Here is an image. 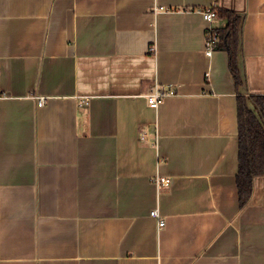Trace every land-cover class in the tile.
I'll return each instance as SVG.
<instances>
[{"label":"crops","instance_id":"1","mask_svg":"<svg viewBox=\"0 0 264 264\" xmlns=\"http://www.w3.org/2000/svg\"><path fill=\"white\" fill-rule=\"evenodd\" d=\"M212 4L242 18L239 93L264 94V0H0V264H264Z\"/></svg>","mask_w":264,"mask_h":264},{"label":"trees","instance_id":"2","mask_svg":"<svg viewBox=\"0 0 264 264\" xmlns=\"http://www.w3.org/2000/svg\"><path fill=\"white\" fill-rule=\"evenodd\" d=\"M217 19L225 25L216 28L218 42L215 49L226 52L229 73L236 89L237 113V173L235 185L240 209L253 193L255 178L264 177V94H240L243 81L237 60L242 18L240 15L215 7Z\"/></svg>","mask_w":264,"mask_h":264},{"label":"built area","instance_id":"3","mask_svg":"<svg viewBox=\"0 0 264 264\" xmlns=\"http://www.w3.org/2000/svg\"><path fill=\"white\" fill-rule=\"evenodd\" d=\"M216 2V1H215ZM215 5L212 4L205 9L199 10L203 21L206 23L205 28V54L207 57H211L215 50V46L218 42V33L216 27L214 26V21L216 20L217 14L214 10ZM156 11H165L164 8L159 7ZM174 94L173 90H168L167 88H160L154 86L153 89L146 95V100L148 106L152 109H156L159 104L167 97ZM86 98L83 99L82 103L86 104ZM38 105H43V100L39 99ZM153 184L157 189L167 188L171 185V178L166 176L157 175L153 178ZM150 216L157 221L158 229L164 227L165 223L161 218L158 209H153L150 212Z\"/></svg>","mask_w":264,"mask_h":264}]
</instances>
